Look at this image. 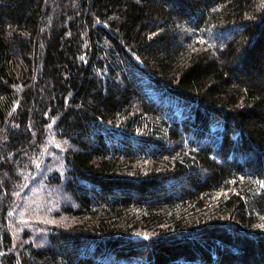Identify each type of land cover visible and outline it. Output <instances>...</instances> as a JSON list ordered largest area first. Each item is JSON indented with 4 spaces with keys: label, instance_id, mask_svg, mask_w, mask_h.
Masks as SVG:
<instances>
[{
    "label": "trees",
    "instance_id": "trees-1",
    "mask_svg": "<svg viewBox=\"0 0 264 264\" xmlns=\"http://www.w3.org/2000/svg\"><path fill=\"white\" fill-rule=\"evenodd\" d=\"M51 131L73 221L16 243ZM0 264H264V0H0Z\"/></svg>",
    "mask_w": 264,
    "mask_h": 264
},
{
    "label": "rangeland",
    "instance_id": "rangeland-1",
    "mask_svg": "<svg viewBox=\"0 0 264 264\" xmlns=\"http://www.w3.org/2000/svg\"><path fill=\"white\" fill-rule=\"evenodd\" d=\"M68 146L55 133L47 135V143L40 160L34 162L30 171L22 176L15 204L9 212V224L16 243L27 241L28 235L38 239L45 234L42 226L67 225L69 218L66 206L73 205L66 192L51 182L56 170H63L62 152ZM54 173V174H53ZM50 174H53L52 176Z\"/></svg>",
    "mask_w": 264,
    "mask_h": 264
}]
</instances>
